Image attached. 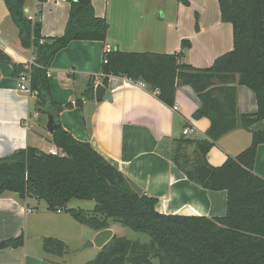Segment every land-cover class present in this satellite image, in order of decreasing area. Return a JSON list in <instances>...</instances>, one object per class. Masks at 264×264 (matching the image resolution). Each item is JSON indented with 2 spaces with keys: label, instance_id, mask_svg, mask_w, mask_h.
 <instances>
[{
  "label": "trees",
  "instance_id": "obj_1",
  "mask_svg": "<svg viewBox=\"0 0 264 264\" xmlns=\"http://www.w3.org/2000/svg\"><path fill=\"white\" fill-rule=\"evenodd\" d=\"M2 1L18 29L21 46L36 51L29 85L36 92V110L52 115L57 124L51 142L62 155L27 146L0 157V196L10 192L20 200H43L48 210H63L95 231L117 222L150 237L148 243H142L113 234L94 259L84 264H153V258L159 264H264V178L253 170L264 130L251 131L249 145L219 166L211 165L206 157L224 134L238 126L250 130L253 123L264 119V0H217L220 19L232 26V48L208 67L181 61L182 50L191 46L188 39L181 40L179 52L111 49L102 59L100 80L104 86L110 76L141 81L169 107H174L178 86L194 90L200 106L193 118H207L209 127L204 137L175 139L166 155L192 183L206 190L226 191V212L215 217L158 212L156 197L136 192L124 174L89 142L75 138L60 125L59 113L73 104L52 99L47 71L56 54L71 41H105L109 25L104 17L95 15L91 0H67L64 32L53 37L41 34L39 15L29 18L24 11L26 0ZM179 1L189 5L187 0ZM194 27L198 30L197 18ZM0 61L10 62L16 76L27 70L25 64L13 63L1 51ZM235 85L254 93L255 112L238 113ZM94 86V80L87 83V98H93ZM74 198L93 200L95 205L90 212L68 208ZM6 242L11 247L22 246L23 234ZM42 248L56 256L66 252V244L53 237L43 238Z\"/></svg>",
  "mask_w": 264,
  "mask_h": 264
},
{
  "label": "crops",
  "instance_id": "obj_2",
  "mask_svg": "<svg viewBox=\"0 0 264 264\" xmlns=\"http://www.w3.org/2000/svg\"><path fill=\"white\" fill-rule=\"evenodd\" d=\"M130 2L140 14L150 5L142 0ZM91 3L95 15L104 17L109 25L105 41H71L56 54L47 71L52 99L60 104H73L59 113L60 125L75 138L89 142L124 174L136 192L156 197L158 212L207 217L224 215L226 191L206 190L192 183L167 156L175 139L204 137L209 127L207 118H193L200 100L190 86L177 87L174 107L162 103L156 92L150 91L143 82L123 77L108 78L105 88L110 99L96 100L94 93L93 98H87L85 90L89 81L94 80L95 85L101 82L100 69L106 44L122 51L174 53L181 51V40L188 39L191 46L182 50L181 61L205 68L216 57L231 50V24L222 22L220 13L204 22L195 10L198 30L194 27L195 14L194 22L192 18L191 24L185 25L183 16H188V12L191 16V4L185 5L181 1L177 2L174 17L130 20L124 12L128 5L117 2L116 27L111 31L110 0H91ZM24 9L31 19L39 15L43 36L63 34L69 13L67 0H26ZM0 51L13 63L23 65L35 55L32 48L21 46L18 29L2 0ZM17 84L12 64L0 61V157L27 146L46 153L57 150L46 127L48 113L36 110V92L30 95L20 91ZM235 86L238 113L255 112L254 93L244 85ZM76 100H80V104L77 105ZM185 127L191 128V132L183 134ZM249 129L238 126L218 138L207 153V161L219 166L228 156L237 155L249 145L251 131L264 130V119L253 123ZM253 170L264 178V143L257 147ZM39 205L40 200L33 197L20 200L10 192L0 196V241L20 234L24 237L22 246L0 248V264H59L47 259L46 255L50 253L43 250L42 240L53 237L66 244L72 236H58V233H65L58 224L65 222L71 226L74 219L65 213L52 225L49 214L60 216L63 210L53 212ZM50 226L55 234L47 235L44 231ZM109 228L115 234L112 222ZM90 230V236L85 238L88 241L98 232ZM50 255L57 259L62 257Z\"/></svg>",
  "mask_w": 264,
  "mask_h": 264
},
{
  "label": "rangeland",
  "instance_id": "obj_3",
  "mask_svg": "<svg viewBox=\"0 0 264 264\" xmlns=\"http://www.w3.org/2000/svg\"><path fill=\"white\" fill-rule=\"evenodd\" d=\"M131 0H110L111 6H112V21L111 22V31L115 29L117 22V2L118 3H126L128 6H126V10L124 11L126 14V18L130 20H136V19H157L160 20L161 18H170L175 16L176 11V5L179 0H142L143 3H148V7L145 9H142L141 14L138 10H134V8L131 7ZM140 1V0H139ZM191 7H190V13L191 16L184 15L183 20L185 25L191 24V20L193 18L194 22V15L195 18H197V14L199 13L201 15V20L204 22L209 21L210 19L215 18L217 13H219L217 0H189ZM197 12H196V11ZM194 11L196 13H194ZM174 13V14H173ZM186 14V13H184ZM182 18V17H181ZM222 21V20H221ZM223 22V21H222ZM184 33H188L184 32ZM39 200V199H38ZM95 205V202L93 200H80V199H71L68 202V208H75V209H83L86 212H90ZM40 208L47 207L45 201L40 200ZM65 211L60 216H53L52 214H49L50 221L52 225H55L54 222H59V219H61V216L63 217L65 215ZM114 224V230L116 236L125 237L130 240H138L142 243H148L150 241V237L142 232H137L132 230L131 228L122 226L121 224L117 222H112ZM48 225V222H46ZM59 226H62L65 232L63 235H60L58 233V236L66 237V235L71 234L72 238L68 239V242L66 243V252L62 257H59L58 259L55 258V256L52 255H46L47 259L55 260L59 264H84L92 259L97 254L98 249L95 246H86L88 239H85L86 237L90 236L91 234V228H89L86 225L80 224L79 222H75V220H72L71 226H69L67 223L62 222L61 224H58ZM51 226L47 227L44 231L47 235L55 234V232L51 231ZM46 235V236H47ZM31 242H35V240H31ZM153 264H159L158 260L156 258L152 259Z\"/></svg>",
  "mask_w": 264,
  "mask_h": 264
},
{
  "label": "water",
  "instance_id": "obj_4",
  "mask_svg": "<svg viewBox=\"0 0 264 264\" xmlns=\"http://www.w3.org/2000/svg\"><path fill=\"white\" fill-rule=\"evenodd\" d=\"M76 2H86L87 0H75ZM26 11V9H24ZM36 51H33L35 54ZM94 98L96 100H101L102 98L110 99V93L107 91L105 86L99 82L94 87ZM49 132H53L57 128V124L54 122L53 116L48 114V121L46 125ZM113 233L110 228L102 229L98 231L92 240L87 242V246H95L97 248H101L110 238L112 237ZM8 246L6 241H0V248Z\"/></svg>",
  "mask_w": 264,
  "mask_h": 264
},
{
  "label": "built area",
  "instance_id": "obj_5",
  "mask_svg": "<svg viewBox=\"0 0 264 264\" xmlns=\"http://www.w3.org/2000/svg\"><path fill=\"white\" fill-rule=\"evenodd\" d=\"M32 18V17H30ZM112 49V47L109 45V44H106L105 47H104V52L107 53V52H110ZM34 56L32 57V59H30L25 65H26V71H21L18 75H17V80H18V89L20 91H25L27 92L28 94L30 95H33L35 94V91L32 90L30 88V85H29V82H30V72H29V69H30V65L34 64ZM106 60L104 59V62ZM191 132V128L189 127H185L183 129V134H188ZM51 154H59V155H62L58 150H51L50 151ZM60 211V210H58Z\"/></svg>",
  "mask_w": 264,
  "mask_h": 264
}]
</instances>
